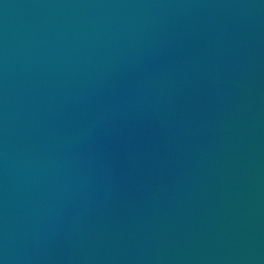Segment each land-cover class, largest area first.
Returning <instances> with one entry per match:
<instances>
[{
  "label": "water",
  "instance_id": "95a60500",
  "mask_svg": "<svg viewBox=\"0 0 264 264\" xmlns=\"http://www.w3.org/2000/svg\"><path fill=\"white\" fill-rule=\"evenodd\" d=\"M0 264H264V0H0Z\"/></svg>",
  "mask_w": 264,
  "mask_h": 264
}]
</instances>
